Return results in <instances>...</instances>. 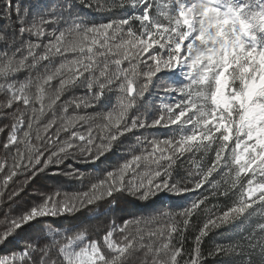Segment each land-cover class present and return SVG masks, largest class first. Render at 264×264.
I'll use <instances>...</instances> for the list:
<instances>
[{
    "label": "snow or ice",
    "instance_id": "6c2138e0",
    "mask_svg": "<svg viewBox=\"0 0 264 264\" xmlns=\"http://www.w3.org/2000/svg\"><path fill=\"white\" fill-rule=\"evenodd\" d=\"M79 3L127 14L96 23L73 15L67 3V19L55 11L30 18L28 9L0 0V121H7L0 125L2 187L20 175L30 181L75 151L94 163L137 130L168 134L136 136L124 162L87 190L63 196L57 191L6 218L0 244L40 218L115 200V194L159 200L164 207L209 185L211 196L230 203L207 209L186 259L184 233L208 196L175 216L162 212L163 222H113L97 239L86 229L40 228L19 251L0 256V264H204V237L237 222L247 234L209 255H231L232 264H264V0ZM21 73L28 75L19 80ZM80 85L85 96L62 100ZM172 94L176 102H163ZM97 106L108 110L80 111ZM61 132L67 134L63 140ZM183 158L190 163L191 187L172 180ZM65 174L85 178L78 170Z\"/></svg>",
    "mask_w": 264,
    "mask_h": 264
},
{
    "label": "trees",
    "instance_id": "16d2710c",
    "mask_svg": "<svg viewBox=\"0 0 264 264\" xmlns=\"http://www.w3.org/2000/svg\"><path fill=\"white\" fill-rule=\"evenodd\" d=\"M94 6L96 4H104L105 0H88ZM110 3L111 0H108ZM14 4H19L23 8L28 9L30 18H38L39 15L47 16L49 12L55 11L58 15L62 14L67 19V3L73 5V15L79 14L86 20L96 23L106 22L109 19L120 18L127 14V10H114L97 11L95 7L88 8L79 3V0H13ZM57 27L59 25H56ZM46 42V41H45ZM58 62V61H56ZM40 71L43 69L40 68ZM36 70H33L35 74ZM28 73H21L18 77L19 80H23ZM87 94V90L83 85L70 89L62 100H71L77 97H83ZM155 97H150V100ZM113 105L116 102V96L111 97ZM179 99L176 94H172L164 98L165 103H174ZM160 103L159 100L156 101ZM108 110L107 106H97L96 108L81 109L82 112H88L91 114H99ZM70 112L72 109L69 110ZM60 114V108H57V115ZM49 114L45 120L50 119ZM7 121H0V125ZM60 121L57 120V126ZM88 125L84 128H80V131H84ZM55 127L52 129L50 135L55 136ZM167 133V130H137L135 134L129 133L125 137L121 138V142H117L113 145L111 151L105 153L99 160L94 163L89 160L83 162V157L79 151L73 152L59 165L53 164L46 168L43 172H39L32 180L26 181L23 175L14 177L9 182L7 189L2 187V176L0 173V229H2L6 218L18 216L23 211L27 210L31 206L41 202L45 196L51 195L55 192H60L61 196L64 194L72 195L75 193L83 192L87 190L91 183L95 182L97 178L103 176L106 171H111L121 165L129 155V148L136 144L135 137L142 135L151 138V135L163 137ZM66 133L61 132V140L65 139ZM4 135L0 134V145L4 142ZM5 157V152L0 147V160ZM190 168V163L187 158H183L178 161L172 170V180L181 181L189 187V180L187 179V173ZM84 174V179L81 181L73 176L66 175L65 173L77 171ZM217 180L221 179L219 176ZM22 189V190H21ZM19 192V195L13 196V193ZM211 188L209 185H205L204 188L188 192L179 197H173L169 200L164 207H161L159 200L149 199L148 201H142L138 197H133L125 193L124 195H116L115 200H102L92 206L81 208L77 212L65 213L60 216H48L40 218L38 222H33V227L25 226L23 229L18 230L19 235L10 237L7 242L0 244V256L9 255L13 251H19L23 248L25 241L32 238L37 234V230L43 228L45 230L59 229L64 231L66 229H74V231H80L82 229L87 230V236L91 239H97L103 235L104 230L109 228L113 222L117 225L123 224L125 220H152L153 218L163 222L161 217L162 212H170L173 216L181 212L184 208H187L192 201L198 197L208 196V200L205 205L202 206V210L197 215L192 217V221L188 227V230L184 233V252L185 259L187 254L191 252L193 247L194 236L197 234V230L207 217V209L212 208L213 205H217L218 208H223L230 201L224 197H214L210 195ZM11 197V199H10ZM80 226V227H76ZM240 225L237 222L236 226L229 225L227 227H221L214 229L204 237L201 245V251L204 257V264H232L233 257L231 255H215L210 256L209 253L213 252L217 245L228 247L229 244L235 243L240 239L242 233Z\"/></svg>",
    "mask_w": 264,
    "mask_h": 264
}]
</instances>
